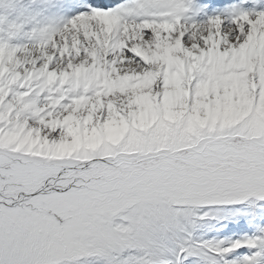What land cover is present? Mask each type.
I'll list each match as a JSON object with an SVG mask.
<instances>
[{
	"label": "snow or ice",
	"instance_id": "obj_1",
	"mask_svg": "<svg viewBox=\"0 0 264 264\" xmlns=\"http://www.w3.org/2000/svg\"><path fill=\"white\" fill-rule=\"evenodd\" d=\"M0 264H264V0H0Z\"/></svg>",
	"mask_w": 264,
	"mask_h": 264
}]
</instances>
